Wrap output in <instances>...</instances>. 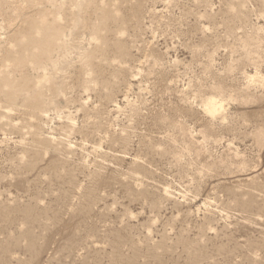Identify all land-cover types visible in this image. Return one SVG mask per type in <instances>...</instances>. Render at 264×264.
<instances>
[{
  "label": "rangeland",
  "instance_id": "1",
  "mask_svg": "<svg viewBox=\"0 0 264 264\" xmlns=\"http://www.w3.org/2000/svg\"><path fill=\"white\" fill-rule=\"evenodd\" d=\"M0 264H264V0H0Z\"/></svg>",
  "mask_w": 264,
  "mask_h": 264
},
{
  "label": "bare ground",
  "instance_id": "2",
  "mask_svg": "<svg viewBox=\"0 0 264 264\" xmlns=\"http://www.w3.org/2000/svg\"><path fill=\"white\" fill-rule=\"evenodd\" d=\"M208 111L212 115H219L222 111V107L218 104V102L215 99H210L208 101V106H207Z\"/></svg>",
  "mask_w": 264,
  "mask_h": 264
}]
</instances>
